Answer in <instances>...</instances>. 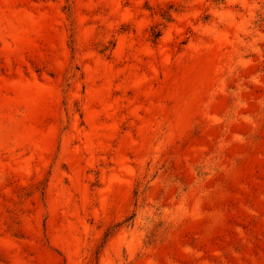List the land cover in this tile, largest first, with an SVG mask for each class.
<instances>
[{"label": "rangeland", "instance_id": "rangeland-1", "mask_svg": "<svg viewBox=\"0 0 264 264\" xmlns=\"http://www.w3.org/2000/svg\"><path fill=\"white\" fill-rule=\"evenodd\" d=\"M0 264H264V0H0Z\"/></svg>", "mask_w": 264, "mask_h": 264}]
</instances>
